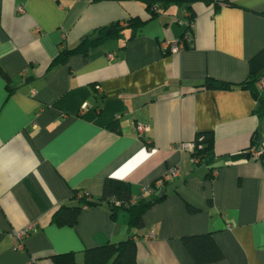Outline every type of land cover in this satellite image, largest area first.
<instances>
[{"label":"crops","instance_id":"1","mask_svg":"<svg viewBox=\"0 0 264 264\" xmlns=\"http://www.w3.org/2000/svg\"><path fill=\"white\" fill-rule=\"evenodd\" d=\"M148 1L0 0V264H55L62 253L82 263L86 249L128 238L136 264H264V159L251 154L253 137L264 147V114L240 86L264 47V0L158 5L155 15ZM189 19L191 39L164 53ZM102 27L114 32L51 66ZM206 78L231 87L204 88ZM206 131L204 163L174 149ZM173 167L178 176L143 191ZM107 178L136 202L162 196L141 228L102 200ZM84 191L100 203L73 225L51 220ZM30 223L15 249L11 231ZM205 233L221 258L196 263L184 238Z\"/></svg>","mask_w":264,"mask_h":264},{"label":"trees","instance_id":"2","mask_svg":"<svg viewBox=\"0 0 264 264\" xmlns=\"http://www.w3.org/2000/svg\"><path fill=\"white\" fill-rule=\"evenodd\" d=\"M199 0H150L147 3V9L151 12V15H155L159 11V6H168L171 4L184 5L189 12L191 4ZM206 3H212L214 7L219 6V2H225L226 0H200ZM158 3V4H157ZM153 5H159L158 10L152 9ZM190 17H192L190 13ZM132 22V21H131ZM108 27H102L98 29L95 37L83 38L80 43L74 49H64L60 52L52 62L51 66L57 64L63 60V57L68 52L85 51L92 45L99 43L106 39L114 31H107ZM264 77V47L261 48L249 61V73L246 80L240 83V86L248 89L254 99L256 100V110L260 114H264V97L260 94V91L256 87V82ZM207 89L217 88H229L230 84L218 81L212 78H206L201 85ZM111 127L116 129L117 124H111ZM194 149L191 151V156L198 158L195 164H201L211 157V149L213 145V133L211 131L197 133L194 140ZM252 143L257 145L256 148H260V159H264V147L260 139L256 136L252 138ZM131 192L129 185L124 181L115 178H107L104 181L102 200H106L112 208V211L118 208H126L129 211L130 224L136 228H141L143 225V214L153 205L158 203L161 199V195H156L149 200L141 199L135 204L126 206L125 203L131 198ZM72 199H76V204H63L59 205L52 213L51 220L61 225H73L76 222L79 211L82 208L92 207L100 203V200H95L91 195L84 191L80 194L74 193ZM118 201L119 205H115L114 202ZM184 242L191 252L193 259L196 263L209 262L218 260L221 258V252L217 248L216 244L212 240L209 233L187 236L184 238ZM136 246L132 238L121 240L114 243H106L98 245L85 250V260L82 263L75 262L72 253H62L53 255L52 259L55 264H136Z\"/></svg>","mask_w":264,"mask_h":264},{"label":"built area","instance_id":"3","mask_svg":"<svg viewBox=\"0 0 264 264\" xmlns=\"http://www.w3.org/2000/svg\"><path fill=\"white\" fill-rule=\"evenodd\" d=\"M219 3L223 4L222 1H220ZM152 9L154 11L158 10V6L157 5H153ZM19 11H22L21 7H18ZM186 29L184 31V33L182 34L181 37L177 38V39H173L170 41H162L160 43V46L162 48V50L164 51V53H175L180 51L181 49H183L187 43L188 40L191 39L192 36V32H193V26H194V21L193 19H189L186 23ZM111 56V55H109ZM256 86L259 89H264V77H262L259 81L256 82ZM136 130L138 132V134L143 133L144 131L147 130V127L144 126L143 124L137 123L136 124ZM174 149L176 150H185V149H189L190 152L194 149V143H178L177 145H175ZM251 154L254 157H259L261 154V150L260 148H253L251 151ZM198 160V158L191 156V161L192 162H196ZM179 175V170L177 167H173L171 169H169L166 173H164V175H162L161 177H159L158 179H156L154 181V183L151 185V187H144V190H153V189H160L163 184L167 181L170 180L176 176ZM138 199V196H132L130 198V200L128 202L125 203L126 206L133 204L134 202H136ZM114 202V201H113ZM115 205H119V202L116 201L114 202ZM34 223H30L28 225H26L24 228L19 229V230H12L11 231V237L13 239V243H14V248L15 249H21L23 248V240L24 237L27 236V234L30 232V230L33 228Z\"/></svg>","mask_w":264,"mask_h":264},{"label":"water","instance_id":"4","mask_svg":"<svg viewBox=\"0 0 264 264\" xmlns=\"http://www.w3.org/2000/svg\"><path fill=\"white\" fill-rule=\"evenodd\" d=\"M263 141V139H261V142ZM247 157H249V155L247 156Z\"/></svg>","mask_w":264,"mask_h":264}]
</instances>
